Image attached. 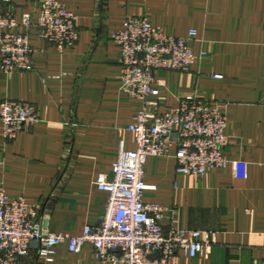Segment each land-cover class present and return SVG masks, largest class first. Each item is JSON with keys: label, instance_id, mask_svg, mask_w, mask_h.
I'll return each mask as SVG.
<instances>
[{"label": "crops", "instance_id": "crops-1", "mask_svg": "<svg viewBox=\"0 0 264 264\" xmlns=\"http://www.w3.org/2000/svg\"><path fill=\"white\" fill-rule=\"evenodd\" d=\"M0 2V14L17 20L32 0ZM76 16L78 39L58 51L27 30L33 70L4 73L0 67V101L20 100L36 107L39 120L14 140L0 125V185L10 197L39 206L46 233L79 235L97 225L107 193L94 185L97 173L113 176L121 141L135 149L126 127L141 107L120 89L119 50L111 32L126 15H143L168 34L187 37L199 57L188 71L155 72L156 111L178 104L185 94L214 102L225 115L228 144L224 168L202 177L176 175L175 160L149 156L143 180L146 203L167 207L164 230L211 231L208 256L175 252L168 264H259L264 258V0H59ZM22 30L21 27L18 28ZM220 75L221 77H215ZM53 261L32 252L23 264H99L91 244L78 252L67 243L54 248Z\"/></svg>", "mask_w": 264, "mask_h": 264}, {"label": "built area", "instance_id": "built-area-1", "mask_svg": "<svg viewBox=\"0 0 264 264\" xmlns=\"http://www.w3.org/2000/svg\"><path fill=\"white\" fill-rule=\"evenodd\" d=\"M38 17L25 12L17 20L11 11L0 14V67L4 73L33 70V49L27 30L58 51L73 46L78 39L76 16L59 0H32ZM10 4V0H0ZM21 27L22 30L18 28ZM187 37L168 34L152 25L143 15H126L123 26L111 32L119 50L120 89L140 101L134 121L126 127L136 148H124L121 141L113 176L97 173L94 185L107 193L103 215L97 225H87L79 235L46 233L38 219L39 206L23 197H10L0 185V264H23L32 252L45 262L53 261L54 248L67 243L78 252L91 244L99 264H168L175 252L189 257L208 256L215 241L211 231L178 228L164 230L160 221L167 210L159 203H146L145 190L155 189L143 180L149 156H171L176 175L202 177L208 170L224 168L227 120L214 102H202L193 93L183 95L178 104L156 111L158 95L155 72L160 69L185 72L206 53L195 55ZM220 78V75H214ZM39 120L36 107L25 101H0V125L5 139L14 140L20 132ZM264 264V258L259 262Z\"/></svg>", "mask_w": 264, "mask_h": 264}]
</instances>
